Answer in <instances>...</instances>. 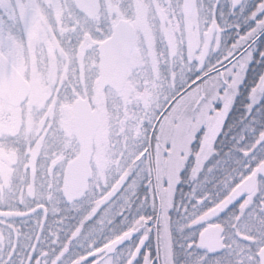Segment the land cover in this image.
<instances>
[{"label":"snow or ice","instance_id":"obj_1","mask_svg":"<svg viewBox=\"0 0 264 264\" xmlns=\"http://www.w3.org/2000/svg\"><path fill=\"white\" fill-rule=\"evenodd\" d=\"M0 264H264V0H0Z\"/></svg>","mask_w":264,"mask_h":264}]
</instances>
